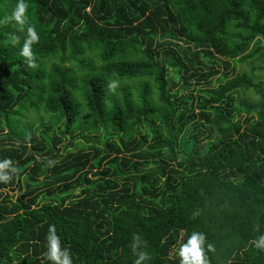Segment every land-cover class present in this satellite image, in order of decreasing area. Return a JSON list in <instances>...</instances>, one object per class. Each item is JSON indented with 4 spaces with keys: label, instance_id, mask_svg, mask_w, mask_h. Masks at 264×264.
Wrapping results in <instances>:
<instances>
[{
    "label": "trees",
    "instance_id": "obj_1",
    "mask_svg": "<svg viewBox=\"0 0 264 264\" xmlns=\"http://www.w3.org/2000/svg\"><path fill=\"white\" fill-rule=\"evenodd\" d=\"M26 2L36 67L0 0V264H52L50 226L72 264H179L194 231L264 264V0Z\"/></svg>",
    "mask_w": 264,
    "mask_h": 264
},
{
    "label": "clouds",
    "instance_id": "obj_2",
    "mask_svg": "<svg viewBox=\"0 0 264 264\" xmlns=\"http://www.w3.org/2000/svg\"><path fill=\"white\" fill-rule=\"evenodd\" d=\"M28 4L26 0H17L15 8L10 13L8 20L12 21L17 25V30L25 32V38L22 46L19 49L20 55L26 58L30 67H36V60L34 53L32 51V46L39 42V34L35 25L28 22L27 16L25 15ZM14 45L20 43V38L17 37L15 40L11 41ZM119 86L118 80H113L109 83L108 87L111 91H115ZM55 161H48V165L52 166ZM11 162L4 161L0 163V170L10 168ZM12 172H16L15 168H11ZM10 179L9 175L0 172V181L7 182ZM47 252L44 253L46 258L52 262V264H72V258L70 250L67 248L62 249L60 238L56 234L54 226H50L47 234ZM139 237H137V240ZM252 245L264 251V233L260 234L255 240H253ZM205 244V236L200 232H192L188 236L185 243L181 244L177 255L179 256V264H208L205 250L203 245ZM209 250H212L213 246L211 244L207 245ZM135 259L133 264H144V261L149 259L147 254L135 253Z\"/></svg>",
    "mask_w": 264,
    "mask_h": 264
},
{
    "label": "rangeland",
    "instance_id": "obj_3",
    "mask_svg": "<svg viewBox=\"0 0 264 264\" xmlns=\"http://www.w3.org/2000/svg\"><path fill=\"white\" fill-rule=\"evenodd\" d=\"M159 62H160V59H159ZM160 63H161V62H160ZM258 65H262V63H261L260 60H258V59L255 60L252 64H239V65H237L236 70L234 71V73H235V72H236V73H237V72H243V71L251 72L252 67L258 69ZM257 71H258V72H257ZM234 73H232V74H234ZM254 73L257 74V75L260 74V77H261L262 79H264V73H263V70H260V71H259V70H256V71H254ZM218 76H220V75H218ZM258 77H259V76H258ZM193 81H194V80H188V81H186V83H183V82L178 81L177 79H175L174 82H176V83L178 84V87H177V88H179V87H182L183 84H190V83H193ZM173 89H174V88H172V90H173ZM246 96H248V97H250V96L255 97V95L253 94V92H250V91L247 92ZM23 105H24V104H23ZM23 105H20L19 107H24ZM25 110H26V108L23 109V111H21V112L25 113ZM39 115H41L40 117H43V115H42L41 113H39ZM24 119H25V117H21V116H19V117H11L10 123H12L14 127L19 128V127H22V126H23L24 121H25ZM28 119H29V118H28ZM70 142H71L70 140H69V141H65L64 144H69ZM74 150H76V149H74L73 146H71V147H69V148L67 149V151H74ZM62 154H65V152H62ZM19 179H20V181H21L22 178H19ZM10 195L12 196L13 199L17 196L16 188L10 190Z\"/></svg>",
    "mask_w": 264,
    "mask_h": 264
}]
</instances>
